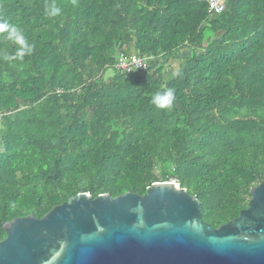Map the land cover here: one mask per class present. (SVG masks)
<instances>
[{"label": "trees", "instance_id": "1", "mask_svg": "<svg viewBox=\"0 0 264 264\" xmlns=\"http://www.w3.org/2000/svg\"><path fill=\"white\" fill-rule=\"evenodd\" d=\"M4 24L33 51L5 60L20 45L0 27V239L77 193L171 180L217 227L264 183V0L212 17L198 0H0ZM130 54L147 68L113 67Z\"/></svg>", "mask_w": 264, "mask_h": 264}, {"label": "water", "instance_id": "2", "mask_svg": "<svg viewBox=\"0 0 264 264\" xmlns=\"http://www.w3.org/2000/svg\"><path fill=\"white\" fill-rule=\"evenodd\" d=\"M238 216L212 227L175 180L144 194L77 193L43 216L3 225L0 264H264V183Z\"/></svg>", "mask_w": 264, "mask_h": 264}, {"label": "clouds", "instance_id": "3", "mask_svg": "<svg viewBox=\"0 0 264 264\" xmlns=\"http://www.w3.org/2000/svg\"><path fill=\"white\" fill-rule=\"evenodd\" d=\"M59 10L57 9V13ZM0 27H3L7 29L8 35L6 39L12 40L15 43H18L20 45V48L18 49L15 57L5 55L3 58L5 60L8 59H14V58H20L23 59L25 55H30L33 51V45L30 44L22 35V31L17 28L16 26L12 25H0ZM175 99V94H174V89H167L164 91L162 94L161 93H156L153 97V103L158 107V108H167L170 107L171 104L174 102Z\"/></svg>", "mask_w": 264, "mask_h": 264}, {"label": "built area", "instance_id": "4", "mask_svg": "<svg viewBox=\"0 0 264 264\" xmlns=\"http://www.w3.org/2000/svg\"><path fill=\"white\" fill-rule=\"evenodd\" d=\"M206 3V13L208 16H216L221 13L230 0H198ZM149 58V57H148ZM148 58L136 54L129 56L120 55L114 66L125 73L145 70L148 66Z\"/></svg>", "mask_w": 264, "mask_h": 264}, {"label": "rangeland", "instance_id": "5", "mask_svg": "<svg viewBox=\"0 0 264 264\" xmlns=\"http://www.w3.org/2000/svg\"><path fill=\"white\" fill-rule=\"evenodd\" d=\"M181 53H182V55H185V54H187V51L185 49H183L181 51ZM170 65H171L170 69L167 70V75H166L167 77L173 75L174 68H176L178 66V61L172 60V61H170ZM106 73L109 75V74H111V71L108 70V72H106Z\"/></svg>", "mask_w": 264, "mask_h": 264}, {"label": "crops", "instance_id": "6", "mask_svg": "<svg viewBox=\"0 0 264 264\" xmlns=\"http://www.w3.org/2000/svg\"><path fill=\"white\" fill-rule=\"evenodd\" d=\"M189 50L187 49V54H188ZM187 54L183 55V56H186Z\"/></svg>", "mask_w": 264, "mask_h": 264}]
</instances>
